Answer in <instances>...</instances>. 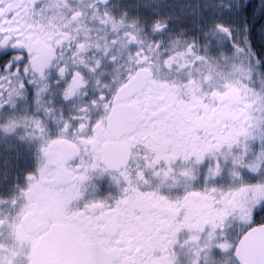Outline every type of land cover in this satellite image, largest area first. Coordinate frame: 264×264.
<instances>
[{
  "label": "snow or ice",
  "instance_id": "1",
  "mask_svg": "<svg viewBox=\"0 0 264 264\" xmlns=\"http://www.w3.org/2000/svg\"><path fill=\"white\" fill-rule=\"evenodd\" d=\"M0 264H264V0H0Z\"/></svg>",
  "mask_w": 264,
  "mask_h": 264
},
{
  "label": "flooded vegetation",
  "instance_id": "2",
  "mask_svg": "<svg viewBox=\"0 0 264 264\" xmlns=\"http://www.w3.org/2000/svg\"><path fill=\"white\" fill-rule=\"evenodd\" d=\"M98 183H99V194L100 195H106V194H108V192L111 189H109L107 179L102 180V181H99Z\"/></svg>",
  "mask_w": 264,
  "mask_h": 264
}]
</instances>
